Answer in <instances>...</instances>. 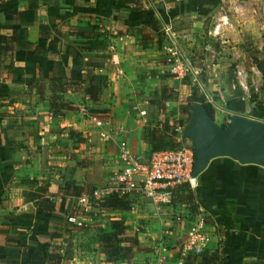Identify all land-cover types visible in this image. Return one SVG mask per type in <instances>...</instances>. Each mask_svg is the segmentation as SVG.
Listing matches in <instances>:
<instances>
[{
    "label": "crops",
    "instance_id": "1",
    "mask_svg": "<svg viewBox=\"0 0 264 264\" xmlns=\"http://www.w3.org/2000/svg\"><path fill=\"white\" fill-rule=\"evenodd\" d=\"M215 1L143 0L145 9L120 13L98 8L95 0H38L37 8L29 0L1 3L0 33L21 28L24 39L42 50H15L12 68L0 74V264H28L21 245L36 248L51 234L58 235L50 246L58 245L62 264H184L180 248L186 229L203 219L208 238L204 251L214 250L225 212L247 234L244 262L264 264L260 165L212 158L191 188L199 205L195 209L171 198L165 202L168 207L156 205L137 195L126 198L128 210H99L90 199L78 203L81 195L110 181L118 170L121 144L143 156L170 137L178 144L174 127L184 132L181 105L190 87H197V101L213 122L231 121L234 114L258 119L249 113V100L240 89L229 85L228 59L234 48L229 35H209L217 15L225 12ZM164 29L189 60L191 69L184 74L171 71L174 54ZM234 33L232 38L240 37ZM70 69H90L103 83L102 97L92 101L68 91L64 98L74 109L53 110L50 82L67 77ZM163 88L177 92V99L161 101ZM82 106L104 120L102 128L80 114ZM73 207L83 209L74 213L86 222L83 227L65 222ZM118 219L144 250L134 252L130 263L107 260L98 246L99 236L111 232V222ZM162 245L167 252H161ZM202 252L187 257L196 260Z\"/></svg>",
    "mask_w": 264,
    "mask_h": 264
},
{
    "label": "trees",
    "instance_id": "2",
    "mask_svg": "<svg viewBox=\"0 0 264 264\" xmlns=\"http://www.w3.org/2000/svg\"><path fill=\"white\" fill-rule=\"evenodd\" d=\"M5 0H0L1 3ZM26 1V0H25ZM33 8L39 5L38 0H29ZM95 4L100 9H110L113 13H120L123 10H141L145 9L143 0H95ZM18 49H29L35 53H40L42 48L36 43L27 42L21 28H13L11 33L6 35L0 33V74L8 72L13 66L12 54ZM88 49H92L89 46ZM45 52V51H44ZM40 86V85H39ZM51 95L48 97L50 108L53 110L74 109L73 106L64 98V93L70 91L73 93H83L88 99L97 101L103 94V83L90 70L79 71L70 69L65 78H54L50 82ZM163 88L161 101L177 99V92H166ZM197 87H190V93L184 97L186 106L197 101ZM93 113H96L92 110ZM168 121H164L167 124ZM224 128V126H221ZM166 128H169L167 124ZM171 137L166 145L154 144L151 151L172 148L176 146ZM80 190L76 191L79 194ZM80 195V194H79ZM171 200L189 205L191 209L198 207L196 195L191 191L188 184H181L173 189ZM99 210H128L129 201L125 197L109 195L103 200L94 203ZM72 213H83L82 208L73 207ZM66 222V218H65ZM70 227H72L70 225ZM126 225L122 220L111 222V232L102 233L98 239V246L107 260H126L130 263L134 252L144 251L138 247L135 238L126 235ZM66 231V228H61ZM221 240L214 250H203L202 254L196 260L186 257L184 264H247L244 262V245L247 234L238 228V225L230 212H225L220 221ZM57 234H51L48 241L39 242L36 248H29L25 244L21 245V256L28 261V264H62L61 252L58 245L50 246V242ZM134 245L135 248L133 247ZM251 264V263H250Z\"/></svg>",
    "mask_w": 264,
    "mask_h": 264
},
{
    "label": "built area",
    "instance_id": "3",
    "mask_svg": "<svg viewBox=\"0 0 264 264\" xmlns=\"http://www.w3.org/2000/svg\"><path fill=\"white\" fill-rule=\"evenodd\" d=\"M226 22L224 17L214 23L210 34L214 37L220 35L222 26ZM173 51L171 71L184 74L191 69L189 60L179 52L177 40L174 35L164 29ZM238 83L246 88L244 72L242 69L235 70ZM211 101V99H210ZM80 114L94 126L102 128L104 120L94 114L87 106L78 110ZM140 116L145 115L144 110L139 111ZM178 135V144L172 148L154 150L146 156L135 154L121 144L117 151L118 170L113 174L110 181L103 187L92 190L87 195L78 198L79 204L87 200L100 201L109 195L129 198L130 196H142L156 205H161L171 198L174 188L181 184H188L190 188L196 186L197 177L192 176L194 161L193 148L187 145V139L183 136V129L176 125L174 127ZM100 135L107 138L108 134L101 131ZM66 222L74 228L83 227L85 221L77 214L70 213L66 216ZM203 219H198L186 229L185 240L181 245L180 257L186 258L191 254L201 253L207 245V236L203 230ZM168 251L166 245L161 246V252ZM181 263V261H179Z\"/></svg>",
    "mask_w": 264,
    "mask_h": 264
},
{
    "label": "rangeland",
    "instance_id": "4",
    "mask_svg": "<svg viewBox=\"0 0 264 264\" xmlns=\"http://www.w3.org/2000/svg\"><path fill=\"white\" fill-rule=\"evenodd\" d=\"M215 2L219 3L225 10V12L221 10L215 22L224 17L226 24L222 26L220 35L214 37L210 34L214 22L209 30V35L212 36V38H220L223 32L227 36L229 35V47H231V44L234 45L228 59V62L231 64L232 72L229 85H232V87L236 86L240 89L241 95L249 100V113L258 117V120H262L264 125V0H216ZM242 26L245 29L239 31ZM233 32H236L234 35L237 36L238 34L240 37L232 38L231 34ZM229 52H231V50ZM237 68L242 69L244 72V82L247 85L246 88L241 87L238 83L235 73ZM189 92V89H187V93ZM234 97L235 95L230 96V98ZM199 99L200 97L198 100ZM181 110L184 113L186 127L190 115V108H188L185 103L181 105ZM230 123V120L226 121L223 119H216L215 122L216 125L220 127L224 126V128H228ZM165 142L163 143L166 144ZM186 143L193 148L190 141L187 140ZM99 187L96 186L95 188L98 189ZM173 204L175 203L173 202ZM164 205L168 207L170 204L165 203ZM173 207L177 208L179 205H173ZM148 209L150 210L151 207H148ZM89 225L90 224L87 223V227H90Z\"/></svg>",
    "mask_w": 264,
    "mask_h": 264
},
{
    "label": "water",
    "instance_id": "5",
    "mask_svg": "<svg viewBox=\"0 0 264 264\" xmlns=\"http://www.w3.org/2000/svg\"><path fill=\"white\" fill-rule=\"evenodd\" d=\"M262 120L239 114L231 117L228 128H221L207 115L200 102L191 104L183 136L192 143V176L197 177L208 162L226 156L239 164L264 167V125Z\"/></svg>",
    "mask_w": 264,
    "mask_h": 264
}]
</instances>
